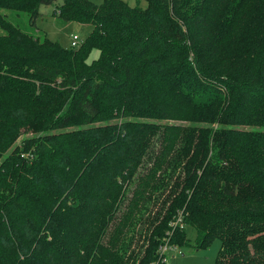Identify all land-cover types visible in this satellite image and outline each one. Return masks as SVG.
<instances>
[{
  "label": "trees",
  "instance_id": "16d2710c",
  "mask_svg": "<svg viewBox=\"0 0 264 264\" xmlns=\"http://www.w3.org/2000/svg\"><path fill=\"white\" fill-rule=\"evenodd\" d=\"M145 2L0 0V264H264V0Z\"/></svg>",
  "mask_w": 264,
  "mask_h": 264
},
{
  "label": "rangeland",
  "instance_id": "374dc122",
  "mask_svg": "<svg viewBox=\"0 0 264 264\" xmlns=\"http://www.w3.org/2000/svg\"><path fill=\"white\" fill-rule=\"evenodd\" d=\"M95 4H100L102 0H88ZM130 6L139 5L145 8L147 6L145 0H122ZM60 1H55L48 5H41L39 14L34 19V24L29 22V15L26 12L5 9L1 10L2 14L13 24L20 26L22 30L32 34L33 36L44 39L47 37L58 42L63 48L70 47L72 36H77L78 46L86 38L91 31V26L76 22H62L55 16L56 9ZM98 50L92 51L88 61L98 56ZM186 228V238L188 246L171 249L166 254L167 264H215L217 252L220 248V242L213 240L212 243L203 249L195 248V230L191 227Z\"/></svg>",
  "mask_w": 264,
  "mask_h": 264
},
{
  "label": "built area",
  "instance_id": "2783aa9c",
  "mask_svg": "<svg viewBox=\"0 0 264 264\" xmlns=\"http://www.w3.org/2000/svg\"><path fill=\"white\" fill-rule=\"evenodd\" d=\"M77 39H78L77 36L71 37L70 47L76 48L78 46ZM171 249H176V247L172 248V247H169L167 245V243H161L159 245L158 250H157V254L159 256V259H161L163 262H166L167 261L166 254L168 253L169 250L172 251Z\"/></svg>",
  "mask_w": 264,
  "mask_h": 264
}]
</instances>
